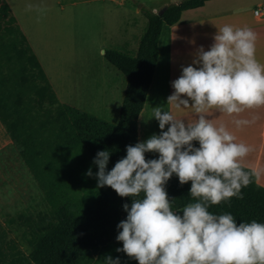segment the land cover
<instances>
[{"label": "trees", "instance_id": "trees-1", "mask_svg": "<svg viewBox=\"0 0 264 264\" xmlns=\"http://www.w3.org/2000/svg\"><path fill=\"white\" fill-rule=\"evenodd\" d=\"M205 1L180 0L162 12L141 9L147 24L136 53L104 51L105 59L126 77L119 118L112 123L58 99L10 8L0 0V122L46 202L41 211L27 210L11 219L24 227L29 252L0 241V264H105L107 256L119 257L120 264H138L116 251L122 248L116 226L126 218L122 205L130 206L131 197L121 198L108 186L98 188L93 160L98 151L108 150L111 170L126 156V146L138 142V116L152 82L162 26ZM243 168L252 174L241 190L243 199L233 197L208 210L215 215L230 213L237 224L264 223V187L252 169ZM89 169L92 177L86 175ZM190 187V182L180 185L175 175L169 179L166 190L174 198V210L196 202Z\"/></svg>", "mask_w": 264, "mask_h": 264}, {"label": "clouds", "instance_id": "clouds-1", "mask_svg": "<svg viewBox=\"0 0 264 264\" xmlns=\"http://www.w3.org/2000/svg\"><path fill=\"white\" fill-rule=\"evenodd\" d=\"M256 39L250 28L226 24L207 51L199 47L192 64L182 67L171 82L174 91L168 101L177 108H193L199 114L194 123L156 107L153 118L159 122V135L126 146V156L111 170L110 152L96 153L97 187L131 197L130 206L122 205L126 218L116 226V240L122 242L117 252L138 264H264V223L237 224L230 213L208 210L233 197L243 199L241 190L251 182L242 160L253 149L236 142L206 113L215 108L232 115L264 106V63L256 58ZM234 123L240 127L250 121ZM149 152L158 153V158L146 159ZM86 175L93 176L91 169ZM173 175L180 185L191 183L189 194L196 201L179 211L166 190ZM105 264H120L119 257L107 256Z\"/></svg>", "mask_w": 264, "mask_h": 264}, {"label": "crops", "instance_id": "crops-1", "mask_svg": "<svg viewBox=\"0 0 264 264\" xmlns=\"http://www.w3.org/2000/svg\"><path fill=\"white\" fill-rule=\"evenodd\" d=\"M3 1L10 8L19 28L26 36L50 84V74L45 68L44 61L45 56L49 57L47 51H50L51 47L48 46V42L40 35L44 34L47 28L45 18L51 16L61 17V13L66 9V6L86 5L87 7H91L96 5L107 8V4L110 2L112 6L118 9L126 8L125 21L120 25L119 31L112 33L107 38L110 49L130 54L127 52V49L132 47V43L136 44L137 42L135 41L139 42L142 36L138 37V39L136 38L139 33L136 31L135 22L140 20V11L138 10L140 6H134L133 0ZM261 7H264V0H207L199 7L183 10L180 18L175 23L171 25L164 24L162 26L158 39V58L152 82L143 108L138 116V142L145 141L153 134H160L159 122L153 118L156 107H161L164 111L170 112L174 117L184 120L185 123H194L198 119L199 114L193 108L183 106L177 108L173 102L168 101V97L174 91L171 82L181 75L182 67L192 64L199 47L203 46L205 51L209 49L214 42L213 38L215 34L222 26L227 24L235 28L247 27L253 30L257 37L256 58L261 63H264V16L254 15V10ZM145 19L146 17L144 16ZM54 25H60V23H55ZM53 26L49 27V32ZM61 36L65 38L68 35L61 34ZM51 46L53 47V45ZM113 68L116 67L114 66ZM113 70L111 69L109 79L104 80L105 83L102 86L100 101L98 100L95 104L96 107L84 103L82 105L98 111L99 114L96 115L99 117L101 113L107 117L110 115L109 113L115 112V119L117 121L125 92L126 77L122 75L121 71L119 72L122 77ZM114 76L118 79L115 80ZM80 78L82 77L76 75L75 72L60 76L59 86L61 93L65 94V87H68L64 84L65 82L75 83ZM75 87L76 85H72V88ZM101 98L103 99L101 100ZM59 100L81 110L84 108L71 99L64 100V98L59 96ZM90 103L92 104L93 101H90ZM206 115L217 126L224 125L236 137V142H243L251 146L253 150L243 158L242 166L252 169L257 183L264 187V106L245 109L239 114L232 115L213 108L209 109ZM237 119L248 120L250 123L237 127L234 123ZM4 144L11 145L14 142L0 122V151ZM179 210H182V208Z\"/></svg>", "mask_w": 264, "mask_h": 264}, {"label": "rangeland", "instance_id": "rangeland-1", "mask_svg": "<svg viewBox=\"0 0 264 264\" xmlns=\"http://www.w3.org/2000/svg\"><path fill=\"white\" fill-rule=\"evenodd\" d=\"M178 1L133 0L134 6H140L138 7L140 20L135 22L136 31L139 33L136 38L138 39L143 34L147 24L141 9L158 12L167 4ZM61 14V17L45 18L47 28L44 34L40 36L51 47L50 51H47L49 57L45 56V68L50 74L51 85H53L58 99L59 96L64 100L71 99L84 107L82 110L97 116L98 111L85 107L82 103L96 107L95 104L102 94L104 80L109 79L111 69L121 75L119 70L113 68L114 66L105 59L103 53L110 49L107 38L112 33H117L120 25L124 23L126 8L118 9L109 2L107 8L96 5L91 7L86 5L66 6ZM55 23H60V25H54ZM50 26L53 27L49 32ZM61 34L68 36L64 38ZM135 42L137 43H132V47L127 49L130 54H135L137 51L139 42ZM72 72L82 78L75 83L65 82L64 84L68 87H65L66 92L62 94L59 78L63 74ZM114 79L117 80L118 78L114 76ZM72 85H76V87L72 88ZM90 101L93 103L91 104ZM109 114L106 117L101 113L100 118L116 123V113L111 112ZM149 154H153V152ZM154 154L158 155V153ZM45 205L43 194L20 158L17 147L14 144H4L0 151V241L15 243L17 249L28 253L29 247L22 235L24 227H18L11 222V219L27 210L31 212L41 211ZM179 214L182 215V212Z\"/></svg>", "mask_w": 264, "mask_h": 264}, {"label": "built area", "instance_id": "built-area-1", "mask_svg": "<svg viewBox=\"0 0 264 264\" xmlns=\"http://www.w3.org/2000/svg\"><path fill=\"white\" fill-rule=\"evenodd\" d=\"M254 15L255 16H264V7H261V8H256L254 10Z\"/></svg>", "mask_w": 264, "mask_h": 264}, {"label": "bare ground", "instance_id": "bare-ground-1", "mask_svg": "<svg viewBox=\"0 0 264 264\" xmlns=\"http://www.w3.org/2000/svg\"><path fill=\"white\" fill-rule=\"evenodd\" d=\"M82 82H83V81H82ZM83 83H84V82H83ZM84 87H85V86H84ZM82 89H83V88H82ZM85 91H86V90H85ZM85 94H86V93H85ZM96 95H97V94H96ZM96 95H95V96H96ZM91 96H92V95H91ZM94 99H95V98H94ZM102 99H103V98H101V100H102ZM104 100H105V99H104ZM99 101H100V99H99Z\"/></svg>", "mask_w": 264, "mask_h": 264}, {"label": "water", "instance_id": "water-1", "mask_svg": "<svg viewBox=\"0 0 264 264\" xmlns=\"http://www.w3.org/2000/svg\"><path fill=\"white\" fill-rule=\"evenodd\" d=\"M165 9V7H163L159 12H162Z\"/></svg>", "mask_w": 264, "mask_h": 264}]
</instances>
